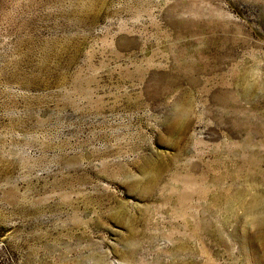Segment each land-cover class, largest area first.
I'll use <instances>...</instances> for the list:
<instances>
[{"label":"rangeland","instance_id":"obj_1","mask_svg":"<svg viewBox=\"0 0 264 264\" xmlns=\"http://www.w3.org/2000/svg\"><path fill=\"white\" fill-rule=\"evenodd\" d=\"M263 226L264 0H0V264H264Z\"/></svg>","mask_w":264,"mask_h":264},{"label":"bare ground","instance_id":"obj_2","mask_svg":"<svg viewBox=\"0 0 264 264\" xmlns=\"http://www.w3.org/2000/svg\"><path fill=\"white\" fill-rule=\"evenodd\" d=\"M236 218H237V217H236ZM237 222H238V221H237ZM263 227H264V226H263ZM263 227H262V228H263ZM262 228H261V229H262ZM217 233H218V232H217ZM219 235H220V234H219ZM219 235H218V236H219ZM222 240H224V239H222ZM222 240H221V241H222ZM224 242H225V240H224ZM182 243H183V242H182ZM183 245H184V244H183ZM183 245H182V248H183ZM180 246H181V244H180ZM185 246H186V244H185ZM219 246H220V244H219ZM222 246H223V245H222ZM228 246H230V245L228 244ZM240 246H241V245H240ZM178 247H179V245H178ZM232 247H233V246H232ZM224 248H225V247H224ZM228 248H229V247H228ZM186 250H187V249H186ZM225 250H226V249H225ZM181 251H182V250H181ZM226 251H227V250H226ZM226 251H225V252H226ZM251 251H252V250H251ZM254 251H255V250H254ZM176 252H177V249H176ZM177 253H178V252H177ZM226 253H227V252H226ZM251 253H252V252H251ZM229 254H230V252H229ZM243 254H244V250H243ZM234 255H235V254H234ZM245 255H247V254H245ZM249 255H250V254H249ZM230 256H231V254H230ZM252 256H253V255H252ZM235 257H236V256H235ZM244 257H245V256H244ZM255 257H257V256H255ZM238 258H239V257H238ZM231 259H232V258H231ZM233 259H234V256H233ZM253 259H255V258H253ZM234 260H236V259H234ZM249 260H250V259H249ZM249 260H248V261H249ZM253 261H254V260H253ZM239 262H240V261H239ZM246 262H247V258H246ZM250 262H251V261H250ZM255 262H256V261H255ZM240 264H241V263H240ZM253 264H254V263H253Z\"/></svg>","mask_w":264,"mask_h":264}]
</instances>
